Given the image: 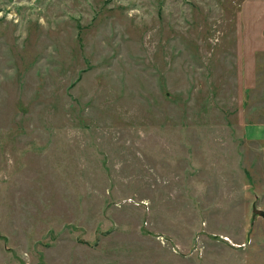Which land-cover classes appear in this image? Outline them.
<instances>
[{
	"label": "rangeland",
	"instance_id": "1",
	"mask_svg": "<svg viewBox=\"0 0 264 264\" xmlns=\"http://www.w3.org/2000/svg\"><path fill=\"white\" fill-rule=\"evenodd\" d=\"M264 0H0V264H264Z\"/></svg>",
	"mask_w": 264,
	"mask_h": 264
},
{
	"label": "water",
	"instance_id": "2",
	"mask_svg": "<svg viewBox=\"0 0 264 264\" xmlns=\"http://www.w3.org/2000/svg\"><path fill=\"white\" fill-rule=\"evenodd\" d=\"M253 210H254L256 213L264 214V211L261 210V209H258L256 206L253 207Z\"/></svg>",
	"mask_w": 264,
	"mask_h": 264
}]
</instances>
